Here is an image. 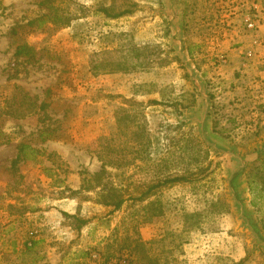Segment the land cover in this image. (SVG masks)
<instances>
[{
    "label": "rangeland",
    "instance_id": "374dc122",
    "mask_svg": "<svg viewBox=\"0 0 264 264\" xmlns=\"http://www.w3.org/2000/svg\"><path fill=\"white\" fill-rule=\"evenodd\" d=\"M41 2L0 0V264H94L95 254L80 251L104 252L108 243L112 262L126 264L127 237L137 235L155 240L139 255L155 254L160 263L261 264L264 255L250 254L230 209L225 164L209 171V148L182 120L187 107L200 112L201 104L158 11L169 9L168 0H51L46 5L68 20L30 27L29 19L47 11ZM174 4L188 58L212 91L209 134L254 147L264 140V122L231 121L249 102L232 111L216 98L212 67L224 64V54H215L221 43L211 35L223 28L220 17L207 16L202 0ZM102 8L126 12L111 18ZM20 43L36 51L33 62L14 56ZM207 63L210 77L202 71ZM118 64L125 70H110ZM250 95L264 103L263 88ZM19 144L28 145L25 159H16ZM262 163L243 179L264 229V207L252 205L249 189L251 180L264 184ZM175 175L191 180L148 190ZM108 188L123 199L112 212L100 202ZM222 241H239L244 256L234 261L218 249Z\"/></svg>",
    "mask_w": 264,
    "mask_h": 264
},
{
    "label": "crops",
    "instance_id": "0c3cea01",
    "mask_svg": "<svg viewBox=\"0 0 264 264\" xmlns=\"http://www.w3.org/2000/svg\"><path fill=\"white\" fill-rule=\"evenodd\" d=\"M207 2L209 7L205 8L208 15L217 14L222 25L221 31L217 33L206 34L204 36H213L216 41H220L216 52H221L227 58L226 63L217 64L212 67L215 74L213 78L214 88L220 92L216 97L220 104L225 103L224 107L238 110L237 101H245L248 111L245 114H234L231 121L234 124H241L244 118H250L251 122L257 126L264 122V103L259 100L255 101L250 95L257 88L264 89V46L261 44H252L253 35L245 30L243 19L248 11H252L251 4L257 7V39L264 42V0H202ZM215 4V5H214ZM245 47H251L254 50L253 57L249 60L247 67L241 66L243 59V50ZM210 63L203 65V69L207 70L205 77H210ZM210 87V86H209ZM211 91V89L209 88ZM212 93V91H211ZM256 103V104H255ZM242 115H245L242 117ZM246 125V124H243ZM244 128V129H243ZM242 130L251 131L249 126H243ZM218 244V249L222 250L227 256L234 261L244 256L239 241L233 244H224L222 241Z\"/></svg>",
    "mask_w": 264,
    "mask_h": 264
},
{
    "label": "water",
    "instance_id": "95a60500",
    "mask_svg": "<svg viewBox=\"0 0 264 264\" xmlns=\"http://www.w3.org/2000/svg\"><path fill=\"white\" fill-rule=\"evenodd\" d=\"M168 3V10L158 11L167 17L172 33L173 54L178 57L195 87L201 104L200 112L196 107H187L183 111L182 120L186 125L195 126V136L205 148H209L212 154L209 171H212L219 162L225 164L223 177L226 188L225 195L238 223L237 227L246 233L250 254L262 253L264 255V229L258 221L254 209L250 206V197L243 179L249 168L264 157V140L255 143L254 147L248 150H242L234 144L219 142L209 134L208 122L211 109L209 88L201 73L188 58L182 26L176 17L177 6L174 4V0H168ZM261 264H264V256Z\"/></svg>",
    "mask_w": 264,
    "mask_h": 264
},
{
    "label": "trees",
    "instance_id": "16d2710c",
    "mask_svg": "<svg viewBox=\"0 0 264 264\" xmlns=\"http://www.w3.org/2000/svg\"><path fill=\"white\" fill-rule=\"evenodd\" d=\"M47 2H51V0H44V2L39 3L40 5L43 4L45 8H47V11L45 13H42L41 15H38L35 18L29 19L26 24L30 27H35V28H39L41 27L43 24L51 22V23H55V24H63L65 23L66 20H68V18L61 17V15L58 14V7L55 6H49L46 5L48 4ZM101 11L108 17L114 18V17H118L123 15L126 10L123 11H119V12H115V13H111L108 8H102ZM14 56L16 57H23L27 62H33L36 58V51L33 49L32 46L26 44V43H20L17 44L14 50ZM114 66H118L116 68H111L110 70L112 71H117V70H125L123 69V66L121 65L119 67L118 65H114ZM109 70V71H110ZM211 97L212 93L210 92ZM152 103H158L159 101L153 100L151 101ZM190 104V103H189ZM188 105V104H187ZM185 106V105H184ZM43 105H40V108H42ZM179 125H182L183 123L181 121H178ZM216 126V122H213V127L215 128ZM28 145L27 144H19L17 146V155H16V159L21 158V159H25L27 157L26 154V149ZM262 165L264 166V163H262ZM191 179L186 176V175H175L173 177L164 179L163 181H159L153 185H151L148 190L150 191L153 188L159 187L161 185H164L166 183H171V182H186V181H190ZM105 187V183L102 184V188ZM249 189L251 191L252 194V205L254 206H262L264 207V184H262L260 186L259 182H256L254 180L249 181ZM136 200H140L142 199L141 197L135 198ZM100 202L107 205V206H111V210L115 211L117 210L123 203V199L118 197L117 192L112 189V188H108L106 189V194L103 195L102 193V197L100 199ZM66 216H69L66 214ZM264 221V220H263ZM85 222V220L82 219H78V223L80 226L81 224H83ZM129 238V242L128 244H126V248L128 250V255L129 258H127V263L126 264H143L141 263V259L145 258L147 264H170V261H163L162 263L159 262L158 257L155 256V254H145V255H139L141 253H138L139 250L144 251L146 245L151 244L153 241H155L154 239L151 241H143L142 239H140V237L137 235L133 238L131 237H127ZM111 244L108 243L106 244V250H104V252H100L99 250L95 249V247H89L86 250H81L80 251V257L82 258H87V259H92V255L95 254L96 257L95 259H92V261L94 262V264H120V260L117 262H112V257L113 254L111 252H109L108 247L111 248ZM124 246V245H122ZM121 247V245H120ZM241 262H237L236 264H240Z\"/></svg>",
    "mask_w": 264,
    "mask_h": 264
},
{
    "label": "built area",
    "instance_id": "2783aa9c",
    "mask_svg": "<svg viewBox=\"0 0 264 264\" xmlns=\"http://www.w3.org/2000/svg\"><path fill=\"white\" fill-rule=\"evenodd\" d=\"M254 4H256L254 2ZM251 4V9L252 11L246 12L244 15L243 23L245 30L250 32L253 35L254 41L252 44H262L264 46V42H261L259 39H257V31H258V26H257V7L255 5ZM254 50L251 47H245L243 50V59L241 61V66L242 67H247L249 60L253 57ZM220 62L225 63L226 62V57L224 55H220L219 57Z\"/></svg>",
    "mask_w": 264,
    "mask_h": 264
}]
</instances>
